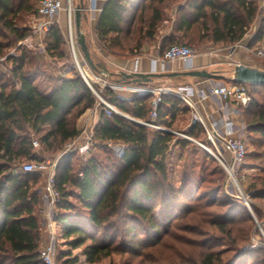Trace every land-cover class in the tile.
Returning a JSON list of instances; mask_svg holds the SVG:
<instances>
[{"label":"trees","instance_id":"trees-1","mask_svg":"<svg viewBox=\"0 0 264 264\" xmlns=\"http://www.w3.org/2000/svg\"><path fill=\"white\" fill-rule=\"evenodd\" d=\"M35 1L0 0V66L8 68L6 73L0 71V264H44L39 256L43 224L37 191L42 175L17 168L36 161L34 138L42 154L60 152L80 135L77 121L93 107L98 108L92 128L95 154L76 168L74 155L63 154L55 168L59 193L54 207L57 264H76L77 257L72 256L76 249L88 264H114L116 257L119 264H264L261 242L249 244L228 258L216 251L223 243H246L254 223L247 207L228 198L217 199L222 192L220 184L199 192L207 180L202 177L204 168L195 170L190 162L181 187L175 188L169 181L172 144L180 149V159L186 155L190 160L194 149L205 158H213L193 141L133 121L152 123L203 144L200 140L205 139V132L193 122L188 106L174 96L163 95L151 121L150 94L121 96L93 84L100 97L128 116L124 117L104 105L75 69L70 70L69 78L41 70L31 52L15 46L30 32L26 19L36 12ZM173 2L172 29L178 38L169 36L160 46V54L173 44L189 43L195 35L199 42L235 44L258 14L256 0H107L97 20V40L117 57L139 55L144 43L155 40L166 18L164 10ZM45 38L50 56L56 57V53L60 57L63 37L59 28L51 26ZM263 38L264 15L249 46L257 47ZM12 49L15 51L10 53ZM99 65L96 73L100 77L117 84L139 85ZM220 80L231 82L223 76ZM243 85L251 97L242 109L246 158L249 134L257 135L260 147H264V87ZM255 89L263 94L252 95ZM180 116L185 117V123ZM109 143L123 144L122 153L116 155ZM214 171L206 174L213 176ZM249 191L254 192L252 201L262 203L261 207L253 202L249 205L264 232V179L259 188L252 186ZM183 219L192 220L193 225L180 227L176 221ZM175 228L195 239L178 236ZM165 237L175 241V246L165 245ZM185 246L195 248V254L185 252ZM160 247L169 252L165 258L163 251L157 252Z\"/></svg>","mask_w":264,"mask_h":264},{"label":"rangeland","instance_id":"rangeland-1","mask_svg":"<svg viewBox=\"0 0 264 264\" xmlns=\"http://www.w3.org/2000/svg\"><path fill=\"white\" fill-rule=\"evenodd\" d=\"M79 1L80 0H70V3H71L70 25H71V29H72L73 40L75 42V51H76L81 69L84 72L100 79L97 82H94L91 80L88 81L90 84V87L94 90L95 93L93 91L92 92L94 94H97L100 97V95L96 92V90L93 87V84H97L98 86H100V88L108 87L109 89H111L116 94H119L121 96H128L129 90L127 89V87L129 85L117 84V83L113 82L111 79H106V78L100 77L96 72L91 70V68L85 63V61L82 57V53H81V51L77 45V42H76V30H75V23H74V12H73V10H74L75 5L78 4ZM175 1H179V0H175ZM37 2H38V0L35 1V5H34L35 9H36ZM256 2H257V10H258V14H257V17L255 19L256 21L250 27L247 28V32L252 28L254 29V32H256L260 18L264 15V0H256ZM63 3H64V9H62L59 12L62 15L61 23H59V25L57 23L54 24L59 28V30L62 33V37H63L62 45H61L62 55L59 57L58 54L54 53V55H56L57 58L54 56H51L52 59H51V61H49L50 62L49 67H48L49 70L46 71L47 73H50L53 76H59V75L66 76L65 75L66 73H67V75H70V74H72L70 71L72 69H75L78 72V70L76 69V66L74 64L73 58H72L70 45L68 43L69 16H68V11H67L68 10L67 9L68 8L67 0H64ZM175 4L176 3L173 2V4H170V6L167 8L168 12H169L168 13L169 16L173 15V11H175V9H174ZM33 16H36V15L32 14L31 18ZM33 19H35V17ZM26 26H28V28H29V25L26 24ZM29 31H30V29H29ZM80 31L84 34V36L86 35L83 32L81 26H80ZM247 32L245 35H247ZM27 36H29V34ZM45 36H46V33L43 34L40 38L41 50L39 51L40 52L39 54L41 56V59L44 57L47 59V56H50V52H48V50H47V41H46ZM245 37L246 36H244L243 38H245ZM26 38H24L23 41ZM249 42H250V39H249V37H247L243 41L242 44H240L238 41L235 44H223V45H221V44H214L212 42H206V40L203 42H199L198 36L195 35V37H193V39H191L189 41V43L184 42L183 44L179 43L177 45L187 46V47L191 48L196 56L207 53L209 55V58H211L212 62L216 63L215 65L210 67V69H206L207 71H213L211 69H213L214 67H216L218 69H224L227 67V69L231 70L230 68L233 66H228V65L226 66V64H225L222 67V65H220V64L221 63H231L232 57L227 56V55H230L232 52H234V51L236 52L237 50H243L244 53L249 55V58L253 59L256 66H258V69L263 70V68H264V56L261 58L254 56L250 50L255 49L256 47H250L249 46V48H248L247 45H246L247 47H245V44H249ZM15 46L21 47V48H23V49H25V50H27L33 54V51L28 49L25 46H19L18 43L15 44ZM234 46H236V47L234 48ZM14 51L15 50L12 49L10 51V53H13ZM110 55H113V54H110ZM94 56H95V54H94ZM127 57H129V56H127ZM43 63H45V62L43 61ZM7 69L8 68L4 65L0 66L1 72L6 73ZM109 71L112 72L113 70L110 69ZM229 73L230 72L228 70H226L224 72H223V70L218 71V74H220L221 76L223 75L226 78H228V76L231 75ZM40 80H43V79H40ZM210 81H212V80L181 78L178 81L166 80L162 84H158V85L159 86H161V85L168 86L170 88H176L178 86H192V87L196 88V86H198V84H200L202 82H210ZM213 81L222 82V83H226V84L230 83L229 81H226V80H213ZM122 87H125L126 89H122ZM203 90L207 91L206 87ZM257 90L258 89L251 90V93H252V95H254V93H257L258 97H259L260 94H263V92H261L260 89L258 91ZM165 95H167V94H165ZM100 99H102V103L104 105L106 104L108 107H110V110H112L113 112H115L121 116L128 117L127 115H125L122 112H120L119 110H117L114 106L108 104L102 97H100ZM179 120L181 122L183 121L182 123L186 122L185 117L180 116ZM233 120L236 123V125L239 127V133H238L239 137L242 138L243 142L246 141L247 132H246V128H245L246 126H245V120H244L242 110L240 111L238 116H235V118ZM176 135L182 136L186 139L188 138L186 135L181 134V133H177ZM257 138H258L257 135L249 134V144L247 145V157L244 158L242 163L234 169V172L231 173L232 174L231 176L227 173V171L221 166V164L216 159H214L212 157L215 161V162H213V159H210L207 157L205 158L199 152L196 153L195 149L192 150V152L195 155L194 154L191 155L190 160H188L186 158V155H184L180 159L179 158L180 149L177 146H175L174 144H172L170 146V150H169V154H168L169 155L168 156V171H169L168 176H169V181H170L171 185L174 186L175 188H179L182 186V183L185 181V178H186L184 176V171L186 168L188 170L189 164H190V162H192V165L194 166L195 170H198L199 167H202L206 170V172H209L210 170H216L214 172H217L213 176L212 175L209 176V175H207L208 173L206 174V172H204L202 177H206L207 180L205 181V183L201 184V189L199 191L200 193L203 192L205 189L213 188L214 186H218V184H220L222 192H220L217 195L218 200H223L224 198L225 199L228 198V199H231L232 201L238 202L239 204H242L243 206L246 207V205L243 201V197H245V200L248 203V205H249V202L250 203L253 202L254 204H257L258 206L260 205V207H261L262 206L261 202L251 200L250 197L254 194V192L249 191V190H251L252 186L254 188H259L263 182V179H264V147H260V143L258 142L259 139H257ZM34 140H36L38 143V145L36 147V153H35L37 159H36V161H32V162H38V161L44 162L46 160H48L50 162H54V161L57 162L63 154L72 153L74 155L72 158V163L74 164V166L76 168L77 166L83 164L85 162V160L87 158H89V156H91L92 154H95V152H96L94 149L91 148L92 143H93L92 142V128L89 130V132H87V133L85 132L82 134L80 133V135L77 138L69 141V143H67L60 152H55V153H52L50 155L42 154L40 149H39L38 139L34 138ZM204 140H206V136H205ZM204 140H200V141H202V143L205 144ZM111 144L119 145L120 146L119 147L120 152L122 153V151L124 149L123 144H119V143H111ZM85 146H86V148H88L87 150H86ZM80 148H82V149H80ZM111 149L113 150V148H111ZM113 152H114V150H113ZM114 153L116 154V152H114ZM223 157L225 158L226 161L228 160L225 153L223 154ZM187 165H188V167H187ZM17 169L19 170V168H17ZM195 177H194L195 180H197V182H199V180L197 179V176H195ZM44 178H45L44 175H42V180L39 183V185L37 186V189H38L37 191H39V194H40V189L43 186ZM218 178H220V181ZM42 205H43V203L41 200V205L38 209V212L40 211V208H42L41 207ZM248 210H249L250 217L252 218L253 223H254V229H253V232L251 234L250 240H248L246 243H241L238 240L237 244L235 246H230L229 244L223 243V245L218 247L216 249V251L219 252L220 254H222V256L224 258L230 257L235 251H241L243 249H246L247 247H249V244L250 245L256 244V243L258 244V242H261L262 244H264L263 228L261 227V224L258 223V220L256 219L250 205H249ZM176 222H178L177 224L180 227L185 226L186 224L193 225L192 220H189V219H183V220H179ZM255 231L257 234L255 233ZM174 233H177L178 236L179 235L184 236L185 239H195V237L193 235H190V234L184 233V232H180V229L175 228ZM214 235L219 237V234L217 232H215ZM219 239H221V237H219ZM163 242L165 243V245L167 244V246L168 245H174L175 246V244H176L175 241H172L168 237H165ZM184 248H185V252H192V254L193 253L195 254V251H196L195 248L186 247V246ZM162 251L164 253L163 257L165 258L169 252L166 248H162V247H160L157 250L158 253L162 252ZM75 252L80 253V249L73 250L72 255H74ZM113 262H114V264H119V258L118 257L114 258ZM77 264H80V263H78V261H77ZM81 264H83V263H81Z\"/></svg>","mask_w":264,"mask_h":264},{"label":"built area","instance_id":"built-area-1","mask_svg":"<svg viewBox=\"0 0 264 264\" xmlns=\"http://www.w3.org/2000/svg\"><path fill=\"white\" fill-rule=\"evenodd\" d=\"M64 0H38L36 5V18L33 26L30 28L29 36L22 41L20 44L27 47L28 49L35 47L34 41L36 39L39 48H41V36L45 34L51 26L56 23V18L58 13L64 9ZM68 3V16H69V34L68 43L70 45V50L72 58L76 69L78 70L80 76L90 87L89 80L97 82L100 79L94 77L81 69L76 51L75 42L72 36V29L70 25L71 16V3ZM91 7H82L81 12H88ZM101 11V10H100ZM238 45V44H237ZM236 45V46H237ZM234 46V48L236 47ZM36 48V47H35ZM38 48V47H37ZM248 50V49H247ZM252 54L256 57L264 56V39L261 40L259 45L250 50ZM195 56L193 50L187 46L173 44L165 49L164 52L153 58L152 72L164 73L166 72V65L169 63H174L176 61H181L184 63L185 68H189L191 60ZM137 60V59H136ZM158 69V71H157ZM105 82V81H104ZM106 84V83H105ZM122 89H126L122 87ZM128 90H135L141 94H150L152 97L150 99V111L149 118L154 120L156 116V111L158 105L161 101V97L165 94L172 95L181 101H183L189 108L191 113V118L193 122L198 123L204 130L206 140L205 144H200L191 138H187L190 141L197 143L202 147L209 156L216 159L221 166L227 171L231 176L234 169L238 167L245 158V147L242 138L239 137V127L234 122L235 116H238L243 108H246L251 102V97L248 94L246 87L243 84L236 83H222L213 81L210 83L206 89H197L192 86H178L176 88H170L168 86H154V87H127ZM218 98L220 105V119L219 120H207L203 113V101L206 97ZM106 105V104H105ZM235 105V106H233ZM107 106V105H106ZM108 107V106H107ZM110 109V107H108ZM137 123L157 129L162 131H169L160 126L154 125L152 123L143 122L135 120ZM238 127V128H237ZM33 147H37L38 143L36 140H32ZM109 146L113 148L116 155H120V146L109 143ZM86 148V146H85ZM82 149V148H80ZM88 148H86L87 150ZM229 155V160H225L223 154ZM57 162L38 161V162H27L19 167V171L24 173H38L44 175L43 186L40 189V197L43 205L40 208V215L43 220L42 231L46 234L43 241V245L39 250L40 259L44 264H57L56 260V248L54 244V220H55V204L59 199V193L55 187L54 173ZM243 197V196H242ZM243 201L246 207L249 209V205L243 197Z\"/></svg>","mask_w":264,"mask_h":264},{"label":"crops","instance_id":"crops-1","mask_svg":"<svg viewBox=\"0 0 264 264\" xmlns=\"http://www.w3.org/2000/svg\"><path fill=\"white\" fill-rule=\"evenodd\" d=\"M107 0H83V6L88 8L91 7L92 9L88 12H84L82 13L83 16L81 18V27L83 32L86 34L85 35V40L87 43V47L88 50L91 54L92 60L96 61L97 63L101 64L102 66H104L107 70H113L112 72L115 75H118L121 78V74H131V73H141V74H146V73H150L152 72V60L153 58H155L156 56H158L160 54V46L166 42V39L171 36L174 39L178 38V34L175 33L172 29V19H173V15L169 16V12L168 9L164 10V14L166 15V18L160 23L159 27H158V32L155 34L154 36V41L152 42H147L144 43L142 48H141V53L139 55H135V56H131V57H117L115 55H110L102 46V44L97 40L96 37V33H95V29H96V24H97V20L98 17L100 15V10H102L105 2ZM36 15V12L34 13ZM36 16H33L31 18V16L27 17V25H29V29L33 26ZM62 20V15L61 13H59L57 15L56 18V23L59 25V23H61ZM28 27V26H27ZM60 27V26H59ZM30 34V32H29ZM254 34V29H250L247 32V35L245 38L241 39V41H239L240 44L243 43V41L249 37V39H251V37ZM28 37V36H27ZM23 40L18 42L19 46H22L20 43ZM32 41H34V45L35 47L29 48L30 50L33 51V56L34 58L41 64V70L43 71H48V67H49V61H51V56H47V59L44 57L41 59L40 56V50L41 48H39L38 43L36 41V39H32ZM249 48V44H245V47ZM38 47V48H37ZM95 54V56H94ZM232 57L231 59V63H221L220 65H222V67L226 64V66H233L229 69L224 68V69H218L216 67H214L213 71H221L223 70L226 71L228 70L231 74L228 76L227 79H231L232 78V72H233V68L236 65L242 64V65H246V66H250L253 68H258V66H256L255 62L253 61L252 58H249V55H247L246 53L243 52V50H237L236 52H232L230 55H227ZM137 59V60H136ZM43 61L45 63H43ZM216 63H213L211 58H209V55L207 53L201 54V55H195L193 57V59L191 60V64H190V68L191 69H210V67H212L213 65H215ZM221 67V66H220ZM46 69V70H45ZM184 63L181 61H176L174 63H169L166 65V72L164 73H170V72H175V71H180V70H184ZM158 71V69H157ZM159 73V72H156ZM64 75H60L62 77H71L72 74L67 75V73ZM223 76V75H222ZM224 77V76H223ZM123 78V77H122ZM226 78V77H224ZM168 80L167 78H155L153 79L148 86H136V85H129L131 87H136L138 89L140 88H144V87H154V86H159L158 84H162L164 81ZM179 80V79H178ZM178 80H170V81H178ZM213 81V80H212ZM212 81L210 82H202L200 84H198V86H196L197 89H205V87H207ZM231 83V82H230ZM136 94H141L138 93V91L135 90H129V94L128 96H133ZM203 108H202V113L204 115V117L207 120H219L220 119V101L218 98L215 97H206L205 100L203 101ZM235 106V105H233ZM97 113H98V108L97 107H93L90 109H87L78 119L77 121V129L82 133H87L89 132V130L91 128H93V126L96 124L97 121ZM191 114V113H190ZM77 138V137H76ZM227 159L229 160V155L226 154ZM40 212V211H39ZM40 214V213H39ZM42 224H43V220H42ZM46 237V234L41 230V238L42 241H44ZM73 257H77L78 263H83V264H87L85 262V258L83 255H81V253L75 252L74 255H72ZM77 264V263H76Z\"/></svg>","mask_w":264,"mask_h":264},{"label":"water","instance_id":"water-1","mask_svg":"<svg viewBox=\"0 0 264 264\" xmlns=\"http://www.w3.org/2000/svg\"><path fill=\"white\" fill-rule=\"evenodd\" d=\"M83 7V0H80L78 4L74 7V23L76 30V42L82 53V57L85 63L96 72L101 66L98 63H95L92 60L90 52L87 47L84 34L80 31L81 18L83 16L81 8ZM232 78L230 79L232 83L236 84H250L255 86L264 87V70L253 68L246 65H236L233 68ZM122 77L129 79L132 84H143L150 83L155 78H167L168 80H178L181 78H190V79H206V80H220L222 77L216 71H207L206 69H191L185 68L184 70L170 72V73H156L150 72L146 74L141 73H131V74H121ZM94 92V90L90 87ZM95 93V92H94ZM99 99L100 97L95 94ZM102 101V99H100ZM133 120V119H131ZM134 121V120H133Z\"/></svg>","mask_w":264,"mask_h":264}]
</instances>
